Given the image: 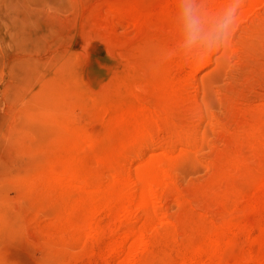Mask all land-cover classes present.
I'll return each mask as SVG.
<instances>
[{
	"label": "rangeland",
	"instance_id": "rangeland-1",
	"mask_svg": "<svg viewBox=\"0 0 264 264\" xmlns=\"http://www.w3.org/2000/svg\"><path fill=\"white\" fill-rule=\"evenodd\" d=\"M180 9L173 0H0V264H213L207 257L187 263L181 257L203 225L221 220L215 191L247 183L251 172L229 167L225 158L241 141L254 142L249 118L264 115V3L238 29L235 38L245 42V53L220 62L219 51L205 66L182 73L189 81L172 117L198 143L179 144L173 161V182L161 206L178 223L173 233L127 263L109 251L127 222L114 224L121 227L117 233L72 242L55 222L54 198L43 202L44 191L26 186L61 141L63 113L107 130L109 144L128 133L101 118L91 122L97 109L84 92L106 103L135 97L137 76L148 73L157 50L174 43ZM154 153L159 151L149 146L144 159ZM242 159L257 170L264 147L246 144ZM257 199L228 214L264 222V191ZM96 219L103 227L114 220L108 211ZM261 235L259 226L229 233L231 244L217 264H233L243 252L257 250Z\"/></svg>",
	"mask_w": 264,
	"mask_h": 264
},
{
	"label": "bare ground",
	"instance_id": "bare-ground-1",
	"mask_svg": "<svg viewBox=\"0 0 264 264\" xmlns=\"http://www.w3.org/2000/svg\"><path fill=\"white\" fill-rule=\"evenodd\" d=\"M173 2L182 4V0ZM229 3L230 0H194V6L209 24ZM263 3L264 0H243L229 43L217 51H222L220 62L228 56L245 53V42L237 41L235 37L241 23ZM172 31V46L157 50L154 65L148 73L137 76L138 85L132 86L135 97L119 103H106L96 94L84 92L90 96V106L97 109L92 113L91 122L96 123L97 118H101L108 125L128 129V133L109 144L107 130L95 131L65 112L62 114L61 141L50 153L43 169L28 178L26 184L33 193L45 192L43 202L48 197L54 198L55 222L66 228L72 242L85 244L96 236L117 233L121 227L114 224L127 222L128 225L109 245L111 254L122 255V260L127 263H133L153 241L169 236L178 228V223L161 206L173 182V161L178 145L194 147L198 143L190 131L177 127L172 107L179 104L183 88L189 81L182 75L183 71L205 66L211 56L200 62L184 59L182 23ZM173 53L175 55L170 56ZM249 119L254 142L251 139L241 141L240 146L225 158L229 167L234 165L243 173L251 171L247 183H226L215 191L222 218L203 225L199 236L184 244L183 263L207 257L217 264L222 261L221 250L231 244L232 240L226 239L229 233L259 226L262 235L255 241L259 243L258 249L243 252L241 259L233 264H264V222L228 214L231 207L248 203L251 199L257 201L259 192L264 191V165L255 170L242 159L246 144L264 147V115L256 114ZM161 132H165V137L159 136ZM149 146L159 153L144 159ZM135 160L139 163L133 167L131 164ZM101 211H108L114 218L108 227L97 223ZM74 216H78V220H73Z\"/></svg>",
	"mask_w": 264,
	"mask_h": 264
},
{
	"label": "clouds",
	"instance_id": "clouds-1",
	"mask_svg": "<svg viewBox=\"0 0 264 264\" xmlns=\"http://www.w3.org/2000/svg\"><path fill=\"white\" fill-rule=\"evenodd\" d=\"M243 0H230L222 14L206 23L194 0H182L180 18L184 59L200 62L225 47L235 30ZM171 55H175L170 54Z\"/></svg>",
	"mask_w": 264,
	"mask_h": 264
}]
</instances>
